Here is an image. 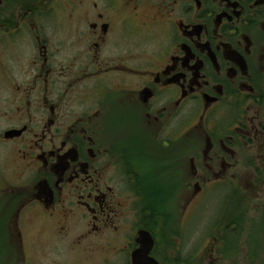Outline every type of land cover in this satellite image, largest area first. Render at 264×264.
<instances>
[{"label":"flooded vegetation","instance_id":"flooded-vegetation-1","mask_svg":"<svg viewBox=\"0 0 264 264\" xmlns=\"http://www.w3.org/2000/svg\"><path fill=\"white\" fill-rule=\"evenodd\" d=\"M5 159L0 260L43 228L45 264H132L143 230L152 258L182 264L174 229L221 191L207 264H245L264 208V0H0Z\"/></svg>","mask_w":264,"mask_h":264},{"label":"rangeland","instance_id":"rangeland-1","mask_svg":"<svg viewBox=\"0 0 264 264\" xmlns=\"http://www.w3.org/2000/svg\"><path fill=\"white\" fill-rule=\"evenodd\" d=\"M0 163V175L3 179L8 183H16L18 180V174L14 171L11 160L5 159L4 162L1 161ZM245 179L250 181V173H245ZM220 193L221 191L213 192L210 201L206 200L204 205L193 217V222L190 220L182 222L181 224H183L184 227L181 226L182 228L174 229V235L177 236L179 240V245H175V250L178 248L176 251L179 255L180 263L186 262L187 259L191 260L196 258V264H207L206 258L211 262H215V257H211L212 252H215L219 257L223 254V235H226V233H224L223 228H213V225L215 224L214 222L219 218L220 213L224 209L223 206H220V200L218 199ZM260 210L250 211L248 218L245 220V228L242 230V245L239 248L241 249L240 256L244 257L243 263L246 262L245 264L251 263V257H254L252 256L253 250L258 252L259 260H257V262H259V264H264V208H261ZM183 216L184 215H182L181 219H184L183 221H185ZM254 225H256L255 228H247V226ZM41 230H43V228H29L26 230L27 238H25L23 252L22 250H18L16 245L14 247L6 246L3 255L4 259L0 260V264H38L41 261V264H45L44 262L47 255L36 254L30 247V241L37 243L40 246L39 249L45 247L44 244L38 243L39 241L37 240L39 239L38 235ZM229 230L230 228L228 230L226 229L228 233H231L232 231ZM170 234L171 238L172 233ZM211 236H217L219 238L220 248L214 247V245L209 243L205 247L206 242L211 239ZM229 237L231 241L232 235ZM162 245L161 241L160 246ZM235 246L236 242L230 244V250H234L233 247ZM249 246L252 251H250ZM162 249L163 248H160L159 251L160 256L165 254ZM13 255L16 257H13ZM248 257H250V260ZM33 258L38 262H34ZM232 263L236 264V258L232 260Z\"/></svg>","mask_w":264,"mask_h":264},{"label":"water","instance_id":"water-1","mask_svg":"<svg viewBox=\"0 0 264 264\" xmlns=\"http://www.w3.org/2000/svg\"><path fill=\"white\" fill-rule=\"evenodd\" d=\"M138 235L137 242L139 243V247L132 253V264H159L149 255L153 244L150 234L141 230L138 232Z\"/></svg>","mask_w":264,"mask_h":264},{"label":"trees","instance_id":"trees-1","mask_svg":"<svg viewBox=\"0 0 264 264\" xmlns=\"http://www.w3.org/2000/svg\"><path fill=\"white\" fill-rule=\"evenodd\" d=\"M187 260H188V259H187ZM189 262H190V261H186V262H184V263H182V264H189Z\"/></svg>","mask_w":264,"mask_h":264}]
</instances>
